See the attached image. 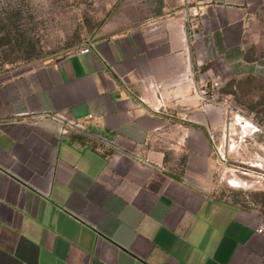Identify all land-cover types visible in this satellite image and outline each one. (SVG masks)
Segmentation results:
<instances>
[{
  "label": "crops",
  "instance_id": "0c3cea01",
  "mask_svg": "<svg viewBox=\"0 0 264 264\" xmlns=\"http://www.w3.org/2000/svg\"><path fill=\"white\" fill-rule=\"evenodd\" d=\"M190 1L0 77V264H264V217L205 185L217 93L264 81L260 0Z\"/></svg>",
  "mask_w": 264,
  "mask_h": 264
},
{
  "label": "rangeland",
  "instance_id": "374dc122",
  "mask_svg": "<svg viewBox=\"0 0 264 264\" xmlns=\"http://www.w3.org/2000/svg\"><path fill=\"white\" fill-rule=\"evenodd\" d=\"M185 0H0V77L61 58L92 38L129 24L172 17ZM264 48V0L251 15ZM221 86L224 123L212 139L214 165L206 190L264 217V81L238 78ZM228 92V93H225ZM246 120L247 124L240 121ZM182 159L174 163L175 173Z\"/></svg>",
  "mask_w": 264,
  "mask_h": 264
},
{
  "label": "built area",
  "instance_id": "2783aa9c",
  "mask_svg": "<svg viewBox=\"0 0 264 264\" xmlns=\"http://www.w3.org/2000/svg\"><path fill=\"white\" fill-rule=\"evenodd\" d=\"M196 15H198V12L193 11L191 1L190 0H185V4H184V7H183V21H184V24L185 25L186 24H189L191 22V19L194 16H196ZM201 35H202V32L201 31H198V30L197 31H194V32H192L189 35L188 40L190 42H194L198 38H200ZM89 51H90V48L87 46V47H84L83 49H81L80 52L81 53H89ZM182 78H186V76H184ZM218 85H219L218 82H214V86L215 87H217ZM163 87H164L163 84H157L156 85V88L157 89H161ZM157 99H158V102L160 103V107H162L163 106L162 105V102H163L162 100L163 99H162V96H161L160 92H157ZM160 107L156 108V110L159 111L160 110ZM68 125L69 126L64 127L63 132L66 133L70 127L79 128V129L82 128L79 124L72 123V122H70ZM259 231L262 232V229H259Z\"/></svg>",
  "mask_w": 264,
  "mask_h": 264
},
{
  "label": "trees",
  "instance_id": "16d2710c",
  "mask_svg": "<svg viewBox=\"0 0 264 264\" xmlns=\"http://www.w3.org/2000/svg\"><path fill=\"white\" fill-rule=\"evenodd\" d=\"M248 78H251V77H248ZM238 80H240V79H236V80H234V81H232V82H229V83H226L225 85H224V87L225 86H229V85H233V84H235L236 82H238ZM225 93H228V92H225ZM83 141H85V139H86V141H88V142H94V135H92L91 133H85V135H83V136H81L80 137Z\"/></svg>",
  "mask_w": 264,
  "mask_h": 264
},
{
  "label": "bare ground",
  "instance_id": "6f19581e",
  "mask_svg": "<svg viewBox=\"0 0 264 264\" xmlns=\"http://www.w3.org/2000/svg\"><path fill=\"white\" fill-rule=\"evenodd\" d=\"M240 122H241L243 125L248 123V121H246V120H242V119H241Z\"/></svg>",
  "mask_w": 264,
  "mask_h": 264
}]
</instances>
